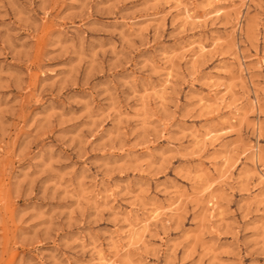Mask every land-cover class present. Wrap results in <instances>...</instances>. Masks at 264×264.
Returning <instances> with one entry per match:
<instances>
[{
  "label": "rangeland",
  "instance_id": "374dc122",
  "mask_svg": "<svg viewBox=\"0 0 264 264\" xmlns=\"http://www.w3.org/2000/svg\"><path fill=\"white\" fill-rule=\"evenodd\" d=\"M0 264H264V0H0Z\"/></svg>",
  "mask_w": 264,
  "mask_h": 264
}]
</instances>
